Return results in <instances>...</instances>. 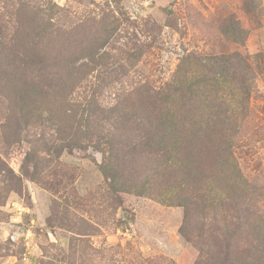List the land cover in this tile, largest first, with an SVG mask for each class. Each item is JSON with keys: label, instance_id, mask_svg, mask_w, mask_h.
<instances>
[{"label": "rangeland", "instance_id": "rangeland-1", "mask_svg": "<svg viewBox=\"0 0 264 264\" xmlns=\"http://www.w3.org/2000/svg\"><path fill=\"white\" fill-rule=\"evenodd\" d=\"M0 48L49 60L18 70L40 83L28 107L42 118L16 140L2 130L15 96L0 95V264L264 251V0H0ZM180 86L187 109L165 118ZM163 121L178 181L155 153Z\"/></svg>", "mask_w": 264, "mask_h": 264}, {"label": "trees", "instance_id": "trees-1", "mask_svg": "<svg viewBox=\"0 0 264 264\" xmlns=\"http://www.w3.org/2000/svg\"><path fill=\"white\" fill-rule=\"evenodd\" d=\"M40 14V13H39ZM42 33L41 31H39ZM46 32V31H45ZM43 34V33H42ZM45 34V33H44ZM5 48V47H3ZM36 50V49H32ZM30 50V53L23 50L19 53L16 54V56H8L5 55L6 49H1L0 48V90L1 91V96L2 97H7L10 98L12 95L15 96V99H12L6 108L7 114L5 115L4 118V123H2V130L4 131V134L8 137H13L14 140L18 138L19 131L18 130V121L19 120H24L25 125H31L32 123H38L41 121V113L35 114L37 111L36 108L31 109V107H28V104L31 102L33 98L36 97V94L39 92L41 86H39L37 81H27L25 78H20L18 73V70H24L27 72V70L33 68L34 66H44L49 60L47 58H39L38 55L34 54V51ZM33 55V56H32ZM31 57V58H30ZM48 60V61H47ZM223 65L225 62H221ZM48 64V63H47ZM226 70V68H224ZM227 71V70H226ZM175 91L173 92L174 95L176 96V99L171 100V108L168 110V112L165 113V118L170 116L171 120H175L174 118L178 113H183L184 115L185 110L187 109V97L185 95L184 89H179L183 88V86L180 87H174ZM8 94L10 96H8ZM0 96V97H1ZM1 97V98H2ZM4 98L0 99V105H4L5 101ZM180 99L181 102H178L176 100ZM53 109H49V113L52 116H59L62 115L60 113H51ZM21 116V119H19ZM173 118V119H172ZM177 121V120H176ZM174 121L171 123L175 129H177V122ZM20 125V123H19ZM160 127V144L159 148L155 150V153H164L166 154V161L167 163H171V167L173 168L174 171H176L174 175V179L178 181V175L181 174L180 167L182 165H185L186 163H181L177 159L178 156H176V149L174 146L172 147L171 150L167 149L168 147L166 146V143H169L171 138H170V133L167 129V123L162 122ZM15 130V133H11V131ZM64 130L62 129V133ZM67 137L73 134L72 132H67L64 133ZM5 136V138H6ZM67 137L65 139H67ZM69 141V142H68ZM67 142L63 143V145H57L56 149L61 152L64 150L63 146L65 147H72L74 145V140H72V143L70 140ZM35 156H27L25 159L24 164L22 165L23 169V174L26 178H29L30 180L34 178L33 174H30L29 169L27 168V162L30 163H35ZM184 172V171H183ZM5 183V181H4ZM144 187L140 188V191ZM179 189L181 186L178 187ZM10 186L8 187V191H10ZM1 203V202H0ZM252 252V251H251ZM251 254V253H250ZM248 256V255H247ZM264 257V251L256 248L254 249V253L252 254V264H262L260 261H263ZM241 264H247V261L245 263L241 262Z\"/></svg>", "mask_w": 264, "mask_h": 264}]
</instances>
